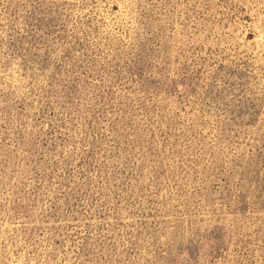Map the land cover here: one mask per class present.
Masks as SVG:
<instances>
[{"label":"rangeland","instance_id":"rangeland-1","mask_svg":"<svg viewBox=\"0 0 264 264\" xmlns=\"http://www.w3.org/2000/svg\"><path fill=\"white\" fill-rule=\"evenodd\" d=\"M0 264H264V0H0Z\"/></svg>","mask_w":264,"mask_h":264}]
</instances>
